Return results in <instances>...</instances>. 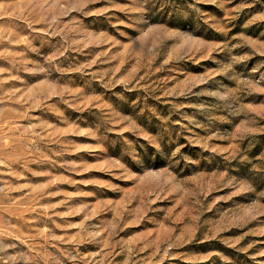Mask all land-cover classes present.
I'll return each mask as SVG.
<instances>
[{
    "label": "rangeland",
    "instance_id": "rangeland-1",
    "mask_svg": "<svg viewBox=\"0 0 264 264\" xmlns=\"http://www.w3.org/2000/svg\"><path fill=\"white\" fill-rule=\"evenodd\" d=\"M0 264H264V0H0Z\"/></svg>",
    "mask_w": 264,
    "mask_h": 264
}]
</instances>
